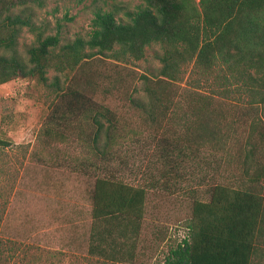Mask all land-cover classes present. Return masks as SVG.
I'll return each instance as SVG.
<instances>
[{"label": "trees", "instance_id": "1", "mask_svg": "<svg viewBox=\"0 0 264 264\" xmlns=\"http://www.w3.org/2000/svg\"><path fill=\"white\" fill-rule=\"evenodd\" d=\"M139 1L119 17L118 6L98 9L87 37L62 42L30 22L31 8L44 0H0V85L20 79L43 86L48 112L40 135L77 141L101 161L89 162L101 173L90 190L88 256L137 260L147 189L104 164L121 139L141 131L164 135V127L172 132L168 121L179 119L183 136L161 137L168 173L174 151L182 157L206 147L224 151L228 138L236 179L214 183L205 199L192 201L187 235L163 264H258L264 257V0ZM22 27L35 33L25 58L16 51ZM153 46L159 66L138 71L135 63ZM49 71L56 74L48 78ZM7 243L0 233V264L16 256Z\"/></svg>", "mask_w": 264, "mask_h": 264}, {"label": "rangeland", "instance_id": "2", "mask_svg": "<svg viewBox=\"0 0 264 264\" xmlns=\"http://www.w3.org/2000/svg\"><path fill=\"white\" fill-rule=\"evenodd\" d=\"M139 5V0H44L41 8H31L30 22L43 36L57 33L65 42L87 37L98 9L118 6L119 17ZM34 40L35 33L22 27L18 54L25 58ZM155 52L156 46L145 50V59L135 63L138 71L159 66ZM54 74L49 71L47 77ZM46 96V89L32 81L0 85V233L15 251L12 264H117L86 253L90 190L101 173L89 162L97 166L101 161L77 141L55 142L40 135L48 112ZM260 114L264 118V108ZM168 124L172 132L164 127V135L141 131L121 139L114 158L104 164L124 182L147 189L134 264H163L169 249L187 235L192 201L205 199L208 186L236 179L227 162L228 138L224 151L206 147L187 157L174 151V172L168 173L160 157L161 137L183 136L184 121L172 119ZM258 259L264 264V257Z\"/></svg>", "mask_w": 264, "mask_h": 264}]
</instances>
